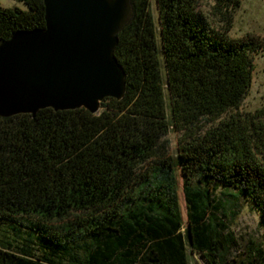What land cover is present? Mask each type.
<instances>
[{
	"label": "trees",
	"instance_id": "1",
	"mask_svg": "<svg viewBox=\"0 0 264 264\" xmlns=\"http://www.w3.org/2000/svg\"><path fill=\"white\" fill-rule=\"evenodd\" d=\"M13 1L26 10L0 7V44L45 28L43 0ZM151 1L130 0L118 34L122 100L0 118V264H264L217 194L264 233V107L241 110L264 39L229 36L240 0H214L216 26L199 0H154L156 23Z\"/></svg>",
	"mask_w": 264,
	"mask_h": 264
},
{
	"label": "water",
	"instance_id": "2",
	"mask_svg": "<svg viewBox=\"0 0 264 264\" xmlns=\"http://www.w3.org/2000/svg\"><path fill=\"white\" fill-rule=\"evenodd\" d=\"M45 28L0 44V118L44 109L100 111L120 101L126 75L115 59L130 0H43Z\"/></svg>",
	"mask_w": 264,
	"mask_h": 264
},
{
	"label": "rangeland",
	"instance_id": "3",
	"mask_svg": "<svg viewBox=\"0 0 264 264\" xmlns=\"http://www.w3.org/2000/svg\"><path fill=\"white\" fill-rule=\"evenodd\" d=\"M213 6L214 0H199V12L213 26H216L218 23L213 15ZM0 7L26 10V6L23 3L13 0H0ZM151 13L155 22L158 23V10L154 0L151 1ZM246 34L259 35L264 39V0H240V7L234 14L233 27L229 32V36L231 38H241ZM254 67L251 89L241 107V110L246 112H254L264 107V51L256 56ZM167 140L168 154L173 157L176 154L178 137L176 134L171 133ZM217 194L226 203V210L223 212L225 217L221 218L240 239V243L244 246L248 245L251 240L264 243V233L259 227V213H256L245 203L235 207L233 199L228 197L229 194L227 195L224 190L220 189ZM179 197L182 214L184 220H186V206L181 187ZM6 235L8 236L9 234ZM196 263L206 264L198 255L192 258V264Z\"/></svg>",
	"mask_w": 264,
	"mask_h": 264
}]
</instances>
